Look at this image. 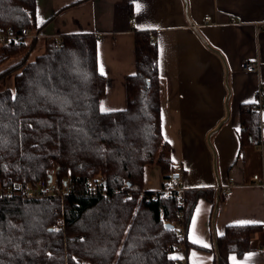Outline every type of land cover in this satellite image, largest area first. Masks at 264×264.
Wrapping results in <instances>:
<instances>
[{"label":"trees","instance_id":"obj_1","mask_svg":"<svg viewBox=\"0 0 264 264\" xmlns=\"http://www.w3.org/2000/svg\"><path fill=\"white\" fill-rule=\"evenodd\" d=\"M35 7V0H0V32L22 36L20 43L0 45V67L25 54L0 74H14L13 90L0 91V180L4 189L25 190L49 183L50 175L51 184L69 182L71 193L0 200V264H180L168 250L189 247L185 237L196 202L213 201L214 192L155 197L144 190L146 165H158L164 181L174 175L160 127L151 33L134 34L136 73L125 81L126 108L104 113L95 35L47 38L44 52L27 61L33 45L23 34L39 31ZM255 109V103L240 109L241 147L259 144ZM88 181L105 194H89ZM263 232L262 225H228L208 251L215 264H230V254H247L252 235Z\"/></svg>","mask_w":264,"mask_h":264},{"label":"crops","instance_id":"obj_2","mask_svg":"<svg viewBox=\"0 0 264 264\" xmlns=\"http://www.w3.org/2000/svg\"><path fill=\"white\" fill-rule=\"evenodd\" d=\"M36 33L27 61L44 52L45 40L93 34L99 72L105 78L101 112L127 106L125 81L136 73L134 34L149 31L157 48L161 130L171 146L172 176L183 189H211L200 198L188 228L180 264H215L214 238L228 225L264 227V186L252 177L264 169V152L240 144V109L264 86V0H35ZM35 39L34 42L32 40ZM11 58L0 74L23 59ZM258 65L246 72L244 63ZM14 74L0 79L13 90ZM264 139V110L258 113ZM164 182L159 166L144 168V190ZM231 195H226L228 189ZM250 222V223H241ZM251 251L230 264H264V232L252 235Z\"/></svg>","mask_w":264,"mask_h":264},{"label":"built area","instance_id":"obj_3","mask_svg":"<svg viewBox=\"0 0 264 264\" xmlns=\"http://www.w3.org/2000/svg\"><path fill=\"white\" fill-rule=\"evenodd\" d=\"M264 28V21L262 22V25L258 27V29ZM35 35H31L29 32H25L23 34V37L30 38L34 37ZM22 36H15L11 34L10 31L7 32H0V45L7 44L10 42L20 43ZM151 41L154 42V37L151 35ZM258 65L251 63V62H245L244 63V70L246 72H255L258 70ZM257 98L255 101L256 104V111L257 113H260L264 110V86H260L257 92ZM258 128L260 129V124L258 125ZM258 150L263 153L264 152V139L260 137L259 144L257 146ZM254 182H259L261 185L264 186V169L261 173L255 174L252 177ZM173 178L162 182V186L158 191L154 192L155 197H168L170 195H180L184 192L185 189H183ZM88 193L95 195V194H105L103 191V188L99 186L98 184L94 183L93 181H88ZM71 193V187L69 182H64L62 185H54L51 183H40L36 188L27 187L25 190H22L19 185H15L13 189H4L0 180V200L5 199H13V198H20V199H41V198H49V197H56L63 199L65 196L70 195ZM231 189L229 188L226 192V195H231ZM166 224V223H165ZM172 226H174V223H170ZM58 227H61V224H58ZM185 233L182 230L180 232V237L182 240L185 238ZM180 247H183V244L180 243L174 249H169L168 253L170 255H173ZM264 249V247H263Z\"/></svg>","mask_w":264,"mask_h":264},{"label":"water","instance_id":"obj_4","mask_svg":"<svg viewBox=\"0 0 264 264\" xmlns=\"http://www.w3.org/2000/svg\"><path fill=\"white\" fill-rule=\"evenodd\" d=\"M174 177H177V175H174ZM48 182L51 183V176L50 175H49ZM164 226L167 229H172L173 228V226L170 223H166Z\"/></svg>","mask_w":264,"mask_h":264},{"label":"snow or ice","instance_id":"obj_5","mask_svg":"<svg viewBox=\"0 0 264 264\" xmlns=\"http://www.w3.org/2000/svg\"><path fill=\"white\" fill-rule=\"evenodd\" d=\"M241 223H250V222H241Z\"/></svg>","mask_w":264,"mask_h":264}]
</instances>
